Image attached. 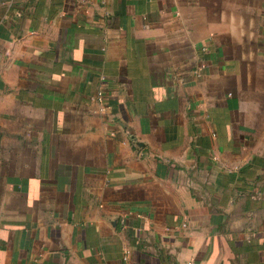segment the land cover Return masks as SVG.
<instances>
[{
	"label": "crops",
	"instance_id": "0c3cea01",
	"mask_svg": "<svg viewBox=\"0 0 264 264\" xmlns=\"http://www.w3.org/2000/svg\"><path fill=\"white\" fill-rule=\"evenodd\" d=\"M264 264V0H0V264Z\"/></svg>",
	"mask_w": 264,
	"mask_h": 264
},
{
	"label": "built area",
	"instance_id": "2783aa9c",
	"mask_svg": "<svg viewBox=\"0 0 264 264\" xmlns=\"http://www.w3.org/2000/svg\"><path fill=\"white\" fill-rule=\"evenodd\" d=\"M191 264H193V263H191Z\"/></svg>",
	"mask_w": 264,
	"mask_h": 264
}]
</instances>
